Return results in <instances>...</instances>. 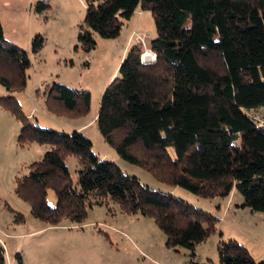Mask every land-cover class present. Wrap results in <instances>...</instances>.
<instances>
[{
  "label": "trees",
  "instance_id": "obj_1",
  "mask_svg": "<svg viewBox=\"0 0 264 264\" xmlns=\"http://www.w3.org/2000/svg\"><path fill=\"white\" fill-rule=\"evenodd\" d=\"M78 43L89 51L93 35H118L122 20L140 6L151 12L153 62L141 60L142 44L131 46L106 86L96 117L104 140L126 162L141 166L160 183L204 198H226L235 189L241 206L264 212V125L250 113L264 107V0H86ZM39 10L47 5L38 3ZM43 45L32 43L34 53ZM29 59L7 45L0 23V84L22 90ZM51 111L80 116L90 95L61 84L47 90ZM20 122V146L36 142L49 149L15 180V194L33 217L56 225L81 223L86 208L116 203L123 213L153 220L172 249L194 255L196 245L215 232L217 219L172 194L145 185L92 150L81 133L39 127L11 97L0 99ZM173 149V157L168 154ZM77 161L73 186L65 160ZM48 190L56 205L48 206ZM22 219L21 216H18ZM219 264L255 262L236 241L217 246ZM0 264L4 248L0 244Z\"/></svg>",
  "mask_w": 264,
  "mask_h": 264
},
{
  "label": "rangeland",
  "instance_id": "obj_2",
  "mask_svg": "<svg viewBox=\"0 0 264 264\" xmlns=\"http://www.w3.org/2000/svg\"><path fill=\"white\" fill-rule=\"evenodd\" d=\"M39 2L47 7L39 10ZM86 4V0H0L6 44L17 46L29 59L25 87L12 91L0 84V99L11 97L19 111L41 128L81 133L92 143L94 153L141 183L213 215L217 219L215 232L196 245L192 256L189 250L168 248L165 235L152 219L123 213L113 202L88 206L81 223L63 219L50 225L33 217L29 204L15 194V180L27 173L30 164L40 161L49 147L36 142L20 146V122L0 102V244L4 264H219L217 246L229 240L244 246L255 262L264 261V212L241 205L236 208L243 202L238 191L233 190L226 206L223 198L199 197L162 184L141 166L124 161L101 136L96 117L103 92L117 76L128 49L141 44L136 35H149L142 54L151 52L149 42L155 36V26L151 12L138 6L129 19L122 20L118 35H93L95 46L85 51L78 43V32L84 24ZM37 36L43 45L34 53L32 43ZM55 83L88 92V112L69 116L51 111L45 94ZM250 114L264 125V107ZM168 154L173 157L172 148ZM65 163L76 187L77 161L69 156ZM46 202L50 207L56 205L52 190H48Z\"/></svg>",
  "mask_w": 264,
  "mask_h": 264
},
{
  "label": "built area",
  "instance_id": "obj_3",
  "mask_svg": "<svg viewBox=\"0 0 264 264\" xmlns=\"http://www.w3.org/2000/svg\"><path fill=\"white\" fill-rule=\"evenodd\" d=\"M149 37V35L148 34H146V35H144V34H142V35H136V39L141 43V44H144V39H146V38H148ZM141 60H142V62H144V63H148V62H153L154 60H155V55L153 54V56L152 57H149V58H147V57H142L141 56Z\"/></svg>",
  "mask_w": 264,
  "mask_h": 264
},
{
  "label": "crops",
  "instance_id": "obj_4",
  "mask_svg": "<svg viewBox=\"0 0 264 264\" xmlns=\"http://www.w3.org/2000/svg\"><path fill=\"white\" fill-rule=\"evenodd\" d=\"M0 23H1V25H2V22H1V16H0ZM2 29H3V26H2ZM3 34H4V30H3ZM233 192H234V191H232V192L228 195V197L224 198V199H225V205H226V206L228 205L229 200L231 199V195H232ZM241 202H242V201H241ZM240 205H241V203L238 204V205H235V206H236V208H240Z\"/></svg>",
  "mask_w": 264,
  "mask_h": 264
},
{
  "label": "bare ground",
  "instance_id": "obj_5",
  "mask_svg": "<svg viewBox=\"0 0 264 264\" xmlns=\"http://www.w3.org/2000/svg\"><path fill=\"white\" fill-rule=\"evenodd\" d=\"M143 56L149 58V57H152V56H153V53H152V52H149V51L146 50V51L144 52V54H142V57H143Z\"/></svg>",
  "mask_w": 264,
  "mask_h": 264
}]
</instances>
